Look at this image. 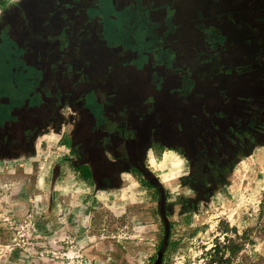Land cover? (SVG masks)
Masks as SVG:
<instances>
[{
    "label": "flooded vegetation",
    "instance_id": "1",
    "mask_svg": "<svg viewBox=\"0 0 264 264\" xmlns=\"http://www.w3.org/2000/svg\"><path fill=\"white\" fill-rule=\"evenodd\" d=\"M64 110L75 165L159 142L200 182L264 128V0H0V153Z\"/></svg>",
    "mask_w": 264,
    "mask_h": 264
},
{
    "label": "crops",
    "instance_id": "2",
    "mask_svg": "<svg viewBox=\"0 0 264 264\" xmlns=\"http://www.w3.org/2000/svg\"><path fill=\"white\" fill-rule=\"evenodd\" d=\"M74 120L68 110L58 111L40 122L28 140L9 144L7 152L0 153V227L30 225L36 220L39 226H57L59 221L69 228L85 226L97 205H106L107 200L130 198L152 205L161 195L143 174L125 170L114 178H103L93 164L89 168L85 162L75 165L71 151ZM144 162L163 190L167 212L191 210L196 214L204 210L203 201L246 196L251 181L264 178V128L232 161L201 175L200 182L198 177L193 181L187 159L165 143L150 146ZM197 182L203 184L204 193L198 192ZM60 214L64 217L59 218ZM5 238L0 234V264H17L26 254L11 248Z\"/></svg>",
    "mask_w": 264,
    "mask_h": 264
},
{
    "label": "rangeland",
    "instance_id": "3",
    "mask_svg": "<svg viewBox=\"0 0 264 264\" xmlns=\"http://www.w3.org/2000/svg\"><path fill=\"white\" fill-rule=\"evenodd\" d=\"M158 199L152 205L107 200L85 226L69 228L61 221L39 226L36 220L0 227V234L11 248L25 252L17 264H158L166 234ZM202 203L204 210L196 214L169 211L162 264H264V178L251 181L246 196Z\"/></svg>",
    "mask_w": 264,
    "mask_h": 264
},
{
    "label": "water",
    "instance_id": "4",
    "mask_svg": "<svg viewBox=\"0 0 264 264\" xmlns=\"http://www.w3.org/2000/svg\"><path fill=\"white\" fill-rule=\"evenodd\" d=\"M138 167L145 174V176L149 180H151L156 187H158L160 189V192H161V195H160V213H161V215H162V217H163V219L165 221V226H166V234H165V238H164L163 245H162L161 255H160L159 261H158V264H162L163 253H164L165 248L168 245L169 237H170V225H169L168 219L166 217V213H165V195L163 193V190L159 186V183L151 176V174H149L145 170V168L143 167V165L138 164Z\"/></svg>",
    "mask_w": 264,
    "mask_h": 264
}]
</instances>
